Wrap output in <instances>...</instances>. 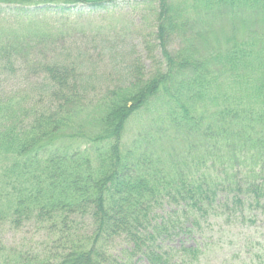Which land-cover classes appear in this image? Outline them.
Segmentation results:
<instances>
[{
  "label": "trees",
  "instance_id": "obj_1",
  "mask_svg": "<svg viewBox=\"0 0 264 264\" xmlns=\"http://www.w3.org/2000/svg\"><path fill=\"white\" fill-rule=\"evenodd\" d=\"M117 1L0 4L65 10ZM177 1L195 22L182 29L181 45L169 49L173 5L156 0L157 43L144 46L158 48L159 58L148 67L133 59L95 97L76 66L30 60L31 47L49 49V31L0 18V228L32 222L49 237L34 247H6L0 238V264H130L135 256L191 264L197 248L162 247L184 221L228 205L241 209V194L264 216V34L250 29L239 40L222 32L231 15L253 25L257 17L264 31V0ZM11 73L23 76L7 92ZM221 192L232 198L214 208ZM164 203L174 208L165 218L155 212ZM89 217L91 226L80 222ZM116 239L124 245L119 258L105 252Z\"/></svg>",
  "mask_w": 264,
  "mask_h": 264
},
{
  "label": "rangeland",
  "instance_id": "obj_2",
  "mask_svg": "<svg viewBox=\"0 0 264 264\" xmlns=\"http://www.w3.org/2000/svg\"><path fill=\"white\" fill-rule=\"evenodd\" d=\"M169 3L173 5L170 15L172 36L169 39V49L175 50L181 45L179 35L184 26L188 25L189 18L186 11L182 13L183 6L179 1L169 0ZM157 6L156 0H121L103 7L80 4L68 6L65 10L59 8L61 5L57 7L52 5L47 9L29 6L26 10H21L14 5L0 4V18L5 19L4 24L7 23V26L11 24L14 28L22 25V28L28 31H36L38 28L49 31V35L52 36L46 40L49 41V49L31 47L28 51L31 54L30 60L42 56L55 64L76 66L78 76L81 74L84 76V80L81 81L84 89L89 92L90 97H95L94 95L101 94L102 86L103 88L108 86L113 78H121L126 65L133 59H141L142 64L148 67L155 58H159L158 48L155 47L149 52L144 46L147 40L153 44L157 43L152 36L156 27L153 12ZM231 16L222 22L225 25L222 31L226 33L225 36L233 33L235 38L242 40L244 33L250 29L264 34L260 29L263 22L257 20L259 18H255L256 22L253 25L254 20H249L243 15ZM189 24L194 25L195 22ZM200 24L198 22L196 26L198 27L196 34L200 32ZM187 30L184 35L189 37L191 31L189 29L187 33ZM193 44L196 45L197 42ZM202 49L208 52L211 48L199 47V52H203ZM199 55L196 54L197 57ZM25 64L27 68L26 66L22 68L24 76L31 71L29 70L31 64ZM23 75L11 73V76L7 77L9 81L5 90L11 92L13 87L16 88L19 82L17 79H21ZM130 132L125 135L127 143L131 139ZM241 167L235 166L234 173L242 175L245 169ZM231 198L232 196L221 192L214 201V208L222 204L226 206L225 203L228 205ZM238 198L242 202L241 209H234L228 205L227 209L220 208L213 212L209 207L211 211L205 217L200 218L196 214L195 219L191 217L184 221L182 230L175 229V236L164 242L165 245L162 247L175 251L181 249V246L186 249L197 248L199 254L195 259H190L191 264H259L264 247V216L257 208L249 209L246 206L247 199L243 194ZM169 209L174 208L164 203L162 208H156L155 212L165 218ZM80 222L91 226L90 217L81 219ZM29 223L15 231L9 226L0 228L2 244L6 247L20 245L34 247L49 239L45 235L46 231L39 229L42 226L38 228L34 223ZM109 246L105 248V252L119 258L124 246L122 241L116 239ZM174 258L177 261L173 262L178 263V257ZM129 263L147 264L140 256L131 258Z\"/></svg>",
  "mask_w": 264,
  "mask_h": 264
}]
</instances>
